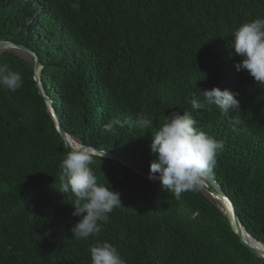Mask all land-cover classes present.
<instances>
[{
	"label": "trees",
	"instance_id": "1",
	"mask_svg": "<svg viewBox=\"0 0 264 264\" xmlns=\"http://www.w3.org/2000/svg\"><path fill=\"white\" fill-rule=\"evenodd\" d=\"M79 3V9L72 7ZM264 18V0H0V43L40 60L0 51V65L22 74L16 92L0 89V264H91L88 249L111 243L126 264H264L238 239L231 218L197 188L180 199L137 174H148L151 134L134 127L142 111L158 127L164 115L190 111L224 149L209 175L232 203L245 233L264 248V85L234 65L232 33ZM68 137L96 154L100 183L121 207L99 236L77 240L71 194L59 193ZM237 93L235 130L215 106L191 108L190 93ZM199 95V93H197ZM111 117L128 124L103 131ZM125 164H124V163Z\"/></svg>",
	"mask_w": 264,
	"mask_h": 264
},
{
	"label": "clouds",
	"instance_id": "2",
	"mask_svg": "<svg viewBox=\"0 0 264 264\" xmlns=\"http://www.w3.org/2000/svg\"><path fill=\"white\" fill-rule=\"evenodd\" d=\"M72 7L78 10L79 3H74ZM231 37L230 48L234 50L231 55L241 58L234 65L235 70L245 71L256 85H264V18L240 25ZM22 85L21 73L10 70L6 64L0 65V89L16 92ZM237 96V93L227 89L212 88L190 93V99L186 98V102L193 110L215 106L235 130L242 123L239 115H233L241 113ZM153 121L154 117L143 111L134 121V127L144 134L154 129L148 146L152 160L147 178L158 181L163 190L180 199L183 193L196 190L204 178L212 173L217 165V155L224 149V142L202 130L190 111H174L164 115L160 125L155 128ZM127 124V120L111 117L103 125V131L115 134ZM95 157L94 149L90 150L83 144L77 148L73 144L58 165V192L71 194L72 216L79 217L70 230L77 240L99 236L103 231L102 223L106 224L109 214L121 207L120 193L114 191L107 181H98L92 168L96 163ZM88 251L91 264H126L117 249L107 241H97Z\"/></svg>",
	"mask_w": 264,
	"mask_h": 264
},
{
	"label": "water",
	"instance_id": "3",
	"mask_svg": "<svg viewBox=\"0 0 264 264\" xmlns=\"http://www.w3.org/2000/svg\"><path fill=\"white\" fill-rule=\"evenodd\" d=\"M8 47H12V49L10 50H13L14 49H19L21 51H24L28 54H30L34 60H35V65H34V70H35V74H37L38 72V69H40V60L39 58L37 57V55L30 49L28 48H25L23 46H20V45H16V44H13V43H9V42H2L0 43V51L1 50H6ZM36 83L39 84L38 80L36 79ZM38 89H39V93L45 98L46 102L48 103L49 107H51V102L48 100V98H46L40 88V86H38ZM52 113H53V118L55 119V123H56V128H57V131L59 132L62 140L65 142L66 144V147L69 149L71 147L70 143H69V140L67 139V135L66 133L64 132L62 126H61V123H60V119L58 117V115H56V113L54 112V110L52 109ZM52 115V114H51ZM90 149V148H89ZM92 150V149H91ZM95 150V149H94ZM96 154L97 155H100V156H104V152H100V151H97L95 150ZM106 158H110V159H113V160H116L118 162H121V159L114 156V155H110V154H107L104 156ZM124 163V162H123ZM125 164V163H124ZM131 169H133L137 174H139L140 176H142L143 178L149 180L147 177H148V174H145V173H142L141 171H139L138 169L130 166ZM204 180L212 187V189L214 190L215 192V196H213V198L217 201H226L230 204L231 206V209H232V217H231V220H232V225H233V228L235 229V232L237 234V237L239 239V241L246 247L250 250V252L255 255L256 257L262 259L264 261V249H261L259 247H256V246H253V245H250V243L244 241L243 239V233H242V227L240 226L239 224V221H238V218L236 216V214L234 213V208H233V205L232 203L225 197V194L223 192V190L221 189V187L218 185L217 182H215L209 175L207 177L204 178ZM149 181H152L154 183H157L158 181H155V180H149ZM244 231V230H243ZM245 232V231H244Z\"/></svg>",
	"mask_w": 264,
	"mask_h": 264
},
{
	"label": "rangeland",
	"instance_id": "4",
	"mask_svg": "<svg viewBox=\"0 0 264 264\" xmlns=\"http://www.w3.org/2000/svg\"><path fill=\"white\" fill-rule=\"evenodd\" d=\"M10 49H12V47L10 48V47H8L6 50L8 51V50H10ZM14 53H16L18 56H20V57H22V58H24V59H26V60H28L29 62H34L35 60H34V58L30 55V54H28V53H26V52H24V51H21V50H19V49H14L13 48V50H12ZM35 63V62H34ZM38 71L40 72V69H38ZM38 80V79H37ZM38 82H39V80H38ZM39 86H40V84H39ZM42 90V89H41ZM48 109H49V111H50V113L52 114L51 116H52V119L54 120V122H55V119L53 118V111H52V108L51 107H49V105H48ZM56 124V123H55ZM67 139L69 140V143H70V145H71V147H72V145L73 144H75L76 145V147L77 148H79V146H80V144L79 143H77L74 139H72L71 137H68L67 136ZM91 150V149H90ZM206 181L205 180H203V182L200 184V186L198 187L199 189H201L203 192H204V194H208L207 193V191H206ZM208 196H210V198H212V199H214L213 198V196H215L214 194H208ZM215 200V199H214ZM216 202H217V204H218V207L221 209V211L224 213V214H226L227 215V212H226V210H225V208L223 207V202L222 201H217V200H215ZM222 202V203H221ZM228 206V205H227ZM230 211V210H229ZM229 216V215H228ZM230 217V216H229Z\"/></svg>",
	"mask_w": 264,
	"mask_h": 264
},
{
	"label": "bare ground",
	"instance_id": "5",
	"mask_svg": "<svg viewBox=\"0 0 264 264\" xmlns=\"http://www.w3.org/2000/svg\"><path fill=\"white\" fill-rule=\"evenodd\" d=\"M223 202V203H222ZM221 203L223 204V207L225 208L226 212H227V215L230 216V218L232 217V209H231V206L228 202L226 201H222ZM228 205V206H227ZM230 210V211H229ZM242 233H243V239L244 241L250 243V245H253V246H256V247H259L261 249H264L262 245L258 244L257 242H255L254 240H252L243 230H242Z\"/></svg>",
	"mask_w": 264,
	"mask_h": 264
}]
</instances>
